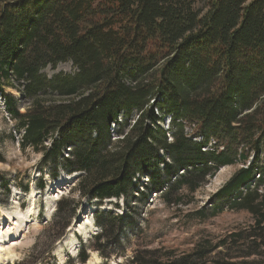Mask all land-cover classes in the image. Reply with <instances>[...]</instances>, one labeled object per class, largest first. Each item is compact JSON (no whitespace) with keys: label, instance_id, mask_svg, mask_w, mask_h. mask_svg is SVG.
I'll return each instance as SVG.
<instances>
[{"label":"trees","instance_id":"1","mask_svg":"<svg viewBox=\"0 0 264 264\" xmlns=\"http://www.w3.org/2000/svg\"><path fill=\"white\" fill-rule=\"evenodd\" d=\"M65 63L73 75L43 73ZM21 82L26 113L5 91ZM0 94L24 132L22 149L41 153L54 179L60 166L79 174L78 198L59 202L57 217L68 220L61 238L85 199L130 198L148 176L146 189L178 206L242 163L211 214L244 211L251 227L182 254L137 249L127 264H264V0H0ZM135 110L136 123L112 141L111 123ZM167 115L172 143L158 125ZM184 122L200 142L186 137ZM212 139L219 144L208 151ZM95 217L104 255L129 226L124 215ZM88 260L84 250L69 264Z\"/></svg>","mask_w":264,"mask_h":264},{"label":"rangeland","instance_id":"2","mask_svg":"<svg viewBox=\"0 0 264 264\" xmlns=\"http://www.w3.org/2000/svg\"><path fill=\"white\" fill-rule=\"evenodd\" d=\"M75 72L72 63L60 64L56 69L48 67L43 71L49 78L60 74L73 75ZM15 84L12 88H5L6 94L17 101L21 113H26L30 102L17 90L24 82ZM138 115L136 110L127 119L124 113L120 114L119 124L112 122L110 126L112 141L123 139L119 133L125 135L136 123ZM172 123L173 117L167 115L164 122L158 124L171 143L174 139ZM184 125L188 139L195 142L202 140L193 126L186 122ZM23 134V131L17 132L16 123L6 110L0 94V264L77 263L84 250L89 254L86 264H127L137 249L164 248L182 254L195 248L202 240L217 243L233 232L253 225L251 215L244 211L226 208L217 215L211 214L218 204L214 196L239 169L246 167L238 163L222 168L214 178L208 179L193 195L191 203L186 202L192 197L186 196L181 205H167L161 194L146 189L148 176L137 178L130 198L85 199L77 217L61 238L68 220L57 217L59 202L78 198L74 189L79 174H70L60 166L58 178L54 179L52 168L43 166L41 153L31 148L22 149L20 141ZM216 144H219L217 139H212L207 150L213 151ZM46 145L49 148L52 146L49 142ZM65 154L68 157L67 152ZM256 155L255 152L250 153L247 165L254 161ZM161 156L171 162L167 153L162 152ZM260 159L263 160V156ZM4 183L8 185V192ZM202 209L207 212L206 217L199 215ZM101 212L124 215L129 226L119 239L111 240L105 246L104 255L95 250L98 247L97 238L102 233L95 215Z\"/></svg>","mask_w":264,"mask_h":264},{"label":"bare ground","instance_id":"3","mask_svg":"<svg viewBox=\"0 0 264 264\" xmlns=\"http://www.w3.org/2000/svg\"><path fill=\"white\" fill-rule=\"evenodd\" d=\"M59 181H60V180H59ZM59 181H58V182H59ZM9 221H11V219H10V218H9Z\"/></svg>","mask_w":264,"mask_h":264}]
</instances>
